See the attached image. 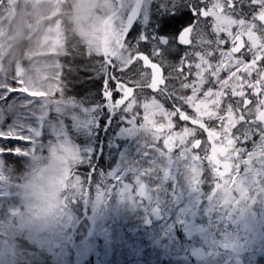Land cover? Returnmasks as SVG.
<instances>
[{
    "label": "rangeland",
    "instance_id": "1",
    "mask_svg": "<svg viewBox=\"0 0 264 264\" xmlns=\"http://www.w3.org/2000/svg\"><path fill=\"white\" fill-rule=\"evenodd\" d=\"M155 1L159 5L153 8L154 0H147L134 25L140 36L145 31L159 33L156 28L164 13L156 11L171 6L169 0ZM65 2L67 6L62 10ZM136 2L7 0L0 10V61L8 57L9 62L15 61L28 74L38 65L55 62L58 58L46 53L59 50L61 55L66 52L70 38L66 29L69 25V29L87 43L91 52L106 49L118 34L123 16L130 13ZM121 3L123 9L119 7ZM64 11L71 14L69 19L62 15ZM176 48L174 44V53L179 52V48ZM3 95L0 89V97ZM8 95L10 99L6 105L0 101V113H3L0 115V126H12L19 116L21 125H30L37 131L42 127L43 135L38 141L39 149L30 156L11 154L19 162H26L24 173L21 168L16 169V166L8 164L7 154L0 157V264H21L18 240H27L24 238L35 242L37 247H45L46 253L50 251L56 260L54 264H79L76 258L82 251L92 252L95 249L97 236L101 241L99 264H264V195L260 194L264 191V185L257 179V173H253L252 180L246 185V189L250 188L251 199L246 198L239 205L228 206L217 202L213 198V191L209 195L202 192L200 183L193 185L183 163L170 164L166 158H158L160 167L145 176L144 183L152 191L143 198V202L124 196L121 202L111 204L110 196L114 191H109L91 207L89 221L95 224L93 233L85 234L83 239L79 238L81 240L69 237L66 216L62 218L58 211H54L59 203L60 188L68 177L69 170L64 162L75 158L74 150L70 147L81 151L69 136L63 120L69 114V109H77L71 112L69 123L74 130L77 125L80 126L77 130L79 133L87 125L80 112L86 108L95 110L96 106H85L77 100L65 99L71 103L62 110L64 115L54 109L42 115V107L47 101L33 100L23 93ZM105 118L106 127L113 124L107 112ZM121 119H114L115 129L112 133L117 134L112 138L122 142L123 149L111 174L125 168L127 175L131 173V182L125 179V183H135L136 171L128 172V168L134 164H139L141 168L148 167L151 162L146 160L143 144L135 134L129 132V141L124 140ZM60 135L65 137L69 147L55 146L54 137ZM0 143L16 146L15 142ZM20 144L23 145V141ZM259 146V142H256L252 150ZM165 166L170 169L167 177L164 175ZM24 180L27 181L25 184ZM202 196L206 199L203 203ZM208 204L211 206L210 219L207 218ZM69 220L74 221L75 217L71 216ZM49 222L52 223L51 227ZM206 225L209 226L208 230ZM181 236L185 242H181ZM59 237L64 238L61 243L57 242ZM70 238L73 239L70 241ZM205 238L212 245L194 243ZM188 239L192 243L186 244ZM46 240L49 243L44 245ZM73 246L76 258L71 255ZM221 250L229 252L221 258ZM190 255L194 257L193 260Z\"/></svg>",
    "mask_w": 264,
    "mask_h": 264
},
{
    "label": "snow or ice",
    "instance_id": "2",
    "mask_svg": "<svg viewBox=\"0 0 264 264\" xmlns=\"http://www.w3.org/2000/svg\"><path fill=\"white\" fill-rule=\"evenodd\" d=\"M146 3L137 0L123 16L116 37L95 54L109 69L103 110L113 119L122 118V134H135L151 163L128 168V172L136 171L135 183H125V168L106 176L107 183L97 186V198L119 189L122 196L143 202L152 191L144 183L145 176L160 167L158 158H166L170 164L183 163L193 185L200 183L204 169L211 168L213 198L223 205H239L251 199L246 185L253 173L264 185V0H169L176 10L190 9L188 23L177 30L174 40L159 33L138 34L134 25ZM245 3L252 9L249 14L244 13ZM119 7L123 9V3ZM173 43L178 53L173 52ZM60 53L46 55L58 58ZM173 54L175 58L170 59ZM62 79L58 59L28 74L5 57L0 61L4 92L0 101L6 105L8 94L23 93L47 101L42 115L53 109L64 115L62 110L71 102L62 95ZM100 110L99 105L95 110L86 108L80 117L98 126L95 117ZM72 111L77 109H69L65 117L69 121ZM19 120L17 116L12 126H0V141L16 143L15 147L0 143V157L30 156L39 149L42 127L37 131ZM54 142L57 147H69L63 135L54 137ZM256 142L260 146L252 150ZM70 148L79 188L71 204L91 194L97 169L89 153ZM85 164L88 172L81 175L79 167ZM169 174L165 166V177Z\"/></svg>",
    "mask_w": 264,
    "mask_h": 264
},
{
    "label": "trees",
    "instance_id": "3",
    "mask_svg": "<svg viewBox=\"0 0 264 264\" xmlns=\"http://www.w3.org/2000/svg\"><path fill=\"white\" fill-rule=\"evenodd\" d=\"M175 2V0H173ZM7 4V0H0V10L4 7L3 5ZM159 5L158 2L154 0L153 8H156ZM67 6V2L63 4V9ZM252 11L251 8L245 3L244 13L249 14ZM156 13H164L163 18L160 17V23L157 26V32L163 34L165 37L174 39L179 33L178 29L184 28L188 23V16L190 9L181 6L179 10L172 8L171 6L168 9H161L156 11ZM62 15L66 16L67 19L70 18V13L64 11ZM70 25L66 29L67 35H70L68 42V49L65 53L59 55L58 60L59 64L62 65L63 79H62V95L65 99L77 100L85 106L90 105H99L101 110L98 116L95 117L98 126H92L91 123H87L86 127L81 129L78 133L77 130L80 126H76L74 130L72 124L69 123V120L65 118L63 124L67 130L69 136L75 141L77 146L80 148L81 153L87 152L90 155L92 165L97 169V174L93 177V187L91 194L86 198L79 200L78 202L69 203L71 199H75L76 192L78 188V178H73L74 169L76 167V158L67 160L65 166L68 167V177L66 178L63 186L60 188L59 203L55 208L54 213L57 211L62 218L67 219L68 236L75 237L76 240L80 237L84 238L85 234L89 235L93 233L94 222L89 221V216L91 215V207L95 206L99 199L97 198V186H103L107 181L105 180L106 176H109L120 157L121 150L123 149V143L118 142L117 138L113 139L112 137L117 134H113L115 129L114 119L112 118L113 124L106 127V118L105 111L102 109L104 107L102 101L107 85V66L103 65L99 55H96V52H91L87 43L79 38L75 31H71ZM150 33V31H148ZM175 43H173L174 46ZM178 50V48H176ZM170 59L175 58V54L169 57ZM103 113H102V112ZM117 119V118H116ZM130 134L125 132V141H129ZM101 147V149H100ZM125 147V144H124ZM8 164L16 166V169L21 168V172L27 169L26 162H19L17 158L11 154L7 157ZM59 162V160H58ZM79 172L81 175L88 172L87 164L79 167ZM128 182H131V173L126 176ZM27 181L24 180V184ZM167 184V182H166ZM200 188L202 192L209 195L212 191H215V175L211 168L203 170V176L200 181ZM112 192L110 196L111 204H115L116 201L121 202L124 196L121 195V192L118 191ZM169 191V188H168ZM119 192V193H118ZM170 193V192H169ZM175 193V192H173ZM213 194V193H212ZM203 195V193L201 194ZM203 200H206L202 196ZM211 197V196H210ZM209 197V203L211 199ZM94 203V205H93ZM201 203V204H202ZM210 207V210H209ZM211 206L208 204L207 218L210 219ZM71 216L75 217L74 221L69 220ZM51 227L52 223H48ZM48 228V227H43ZM209 226L206 225L208 230ZM44 232V230H43ZM204 233V232H203ZM182 235V232H181ZM82 238V239H83ZM25 241H19V251L21 256L19 259L21 264H54L55 259L51 255L50 251L45 252V247L36 246L35 242L30 241L28 238ZM64 238L59 237L57 242L61 243ZM73 238H70V241ZM187 239V238H186ZM181 242H185L184 237L181 236ZM202 242L205 245H212L209 242V239H201L194 243ZM49 241L46 240L44 245H47ZM192 243L190 240H186V244ZM99 245L101 241L98 236L96 237V246L92 252H84L80 254L78 258L74 252V246L71 250V255L80 261L79 264H99ZM94 247V245H93ZM228 249V248H226ZM1 250V249H0ZM229 252L227 250H221L220 257L223 258ZM71 256V257H72ZM190 259L193 260L194 257L190 255ZM63 263V261H62Z\"/></svg>",
    "mask_w": 264,
    "mask_h": 264
}]
</instances>
